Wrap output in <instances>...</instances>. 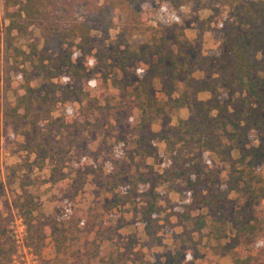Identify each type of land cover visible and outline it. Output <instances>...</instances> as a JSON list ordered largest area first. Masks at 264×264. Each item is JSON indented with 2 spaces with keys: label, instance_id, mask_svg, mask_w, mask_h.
Wrapping results in <instances>:
<instances>
[{
  "label": "rangeland",
  "instance_id": "obj_1",
  "mask_svg": "<svg viewBox=\"0 0 264 264\" xmlns=\"http://www.w3.org/2000/svg\"><path fill=\"white\" fill-rule=\"evenodd\" d=\"M137 10L146 20L128 39L136 47L145 46L151 28L158 23L175 22L189 39H194L201 54L216 56L223 49L218 26L228 14L225 6L197 0L174 8L169 2L152 0ZM81 13L82 7L78 9V15ZM122 22L123 15L117 14L107 32L93 31L92 51L109 50ZM6 23L0 0V27ZM12 34L15 46L25 52L36 46L37 51L31 64L12 49L2 48L0 52L1 242L9 238L14 245L10 226L15 215L31 210L32 244L28 245L43 264H233L234 257L243 256L239 249L214 252L211 246L218 242L209 240L208 228L195 233L186 221L175 217L173 210L181 209L176 203L187 199L168 188L167 182L156 181L157 174L175 164L174 155L161 137L179 118L187 117L188 106L142 125L146 130L142 139L136 128L140 111L134 101L140 73L125 74L110 64L105 75L89 78L83 88L87 97L69 95L64 102L50 105L47 119L33 117L29 123H14L7 116L6 106L15 104L24 86L53 87L44 77L48 72H38L42 46L39 29L30 25L27 34L15 30ZM98 69L103 71L104 67ZM52 82L55 96H60L63 84L68 85L65 78L54 77ZM166 86V82L152 79L151 95L162 101ZM182 86L183 78L179 80V88ZM209 95L202 92L198 97ZM240 98H235L237 104ZM258 140L259 135L249 130L246 144L256 145ZM217 165L223 180L226 164L217 161ZM136 177H143L148 189L160 198L150 234L146 233L141 213L146 203L137 201L139 188L132 190ZM18 205H22L21 211ZM240 205L239 197L229 193L228 200L220 205L221 212L232 214ZM259 213L264 215V208ZM200 214L205 216L204 211ZM230 236L231 229L227 234ZM256 253L255 264H264V240L257 243Z\"/></svg>",
  "mask_w": 264,
  "mask_h": 264
},
{
  "label": "trees",
  "instance_id": "obj_2",
  "mask_svg": "<svg viewBox=\"0 0 264 264\" xmlns=\"http://www.w3.org/2000/svg\"><path fill=\"white\" fill-rule=\"evenodd\" d=\"M150 1L2 0L7 23L0 27V52L2 48L12 49L31 64L37 47L25 52L15 46L12 31L25 35L30 25L36 26L42 39L38 72L47 71L44 77L53 87L48 90L45 85L27 84L23 93L16 95L15 104L6 106L7 116L14 123H29L33 117L47 119L50 105L64 102L69 95L87 97L83 88L89 78L105 75L110 64L125 74L140 73L134 101L140 111L136 128L142 139L146 137L142 125L170 110L189 107L187 117L179 118L161 137L174 155L175 164L156 176L157 183L167 182L168 188L187 199L176 203L181 209L173 210L175 217L186 221L192 232L208 228L209 240L218 242L211 246L214 252L239 249L243 256L234 257L233 264H255L257 243L264 240V215L259 213L264 208V0H203L210 6L228 8L218 26L223 49L216 56L196 50L194 39H189L175 22L152 27L141 48L129 43L146 20L137 7ZM158 1L179 8L197 0ZM117 14L123 15V22L114 45L93 52L91 33L107 32ZM100 66L103 71L98 69ZM54 77L65 78L68 84H63L60 96H55ZM182 78L183 86L179 88ZM152 79L168 85L163 89L162 101L150 93ZM202 92L210 95L199 98ZM240 96L237 104L235 98ZM249 130L259 135L256 145L246 144ZM217 161L226 164L223 180L217 172ZM145 181L136 177L132 190L139 188L137 201L146 203L141 213L146 233L150 234L160 198ZM229 193L236 194L241 205L232 214H224L220 205L228 200ZM17 209L21 211L22 205ZM202 211L205 216L200 214ZM30 213L21 211L28 244H32ZM229 229L232 236L227 237ZM13 251L9 238L0 241V264H8Z\"/></svg>",
  "mask_w": 264,
  "mask_h": 264
},
{
  "label": "built area",
  "instance_id": "obj_3",
  "mask_svg": "<svg viewBox=\"0 0 264 264\" xmlns=\"http://www.w3.org/2000/svg\"><path fill=\"white\" fill-rule=\"evenodd\" d=\"M11 237L14 242V251L11 255V264H43L38 256L33 253L26 242L27 227L21 215H15L11 224Z\"/></svg>",
  "mask_w": 264,
  "mask_h": 264
},
{
  "label": "crops",
  "instance_id": "obj_4",
  "mask_svg": "<svg viewBox=\"0 0 264 264\" xmlns=\"http://www.w3.org/2000/svg\"><path fill=\"white\" fill-rule=\"evenodd\" d=\"M118 232L120 233V230H118Z\"/></svg>",
  "mask_w": 264,
  "mask_h": 264
},
{
  "label": "clouds",
  "instance_id": "obj_5",
  "mask_svg": "<svg viewBox=\"0 0 264 264\" xmlns=\"http://www.w3.org/2000/svg\"><path fill=\"white\" fill-rule=\"evenodd\" d=\"M94 83V82H93ZM190 258V257H189Z\"/></svg>",
  "mask_w": 264,
  "mask_h": 264
}]
</instances>
